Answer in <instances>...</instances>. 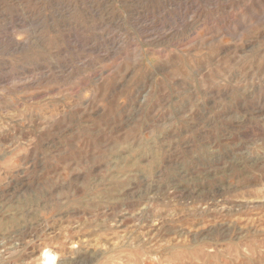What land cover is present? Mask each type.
<instances>
[{
  "label": "rangeland",
  "instance_id": "rangeland-1",
  "mask_svg": "<svg viewBox=\"0 0 264 264\" xmlns=\"http://www.w3.org/2000/svg\"><path fill=\"white\" fill-rule=\"evenodd\" d=\"M0 264H264V0H0Z\"/></svg>",
  "mask_w": 264,
  "mask_h": 264
},
{
  "label": "bare ground",
  "instance_id": "bare-ground-1",
  "mask_svg": "<svg viewBox=\"0 0 264 264\" xmlns=\"http://www.w3.org/2000/svg\"><path fill=\"white\" fill-rule=\"evenodd\" d=\"M52 257H53V255L51 253H49V252L44 254V258L47 261H51Z\"/></svg>",
  "mask_w": 264,
  "mask_h": 264
}]
</instances>
